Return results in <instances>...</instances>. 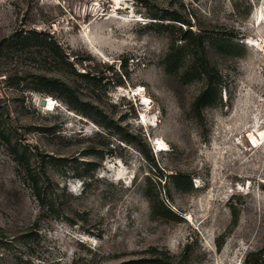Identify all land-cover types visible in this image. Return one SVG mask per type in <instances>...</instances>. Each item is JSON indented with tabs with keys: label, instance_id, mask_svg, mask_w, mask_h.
<instances>
[{
	"label": "rangeland",
	"instance_id": "1",
	"mask_svg": "<svg viewBox=\"0 0 264 264\" xmlns=\"http://www.w3.org/2000/svg\"><path fill=\"white\" fill-rule=\"evenodd\" d=\"M158 25L206 39L209 70L193 64L220 95L201 116L206 81L192 62L165 70L179 36ZM30 31L73 68L35 45L0 59V264H264V0H0V43ZM35 76L72 86L90 117ZM149 177L173 214L153 215Z\"/></svg>",
	"mask_w": 264,
	"mask_h": 264
},
{
	"label": "trees",
	"instance_id": "2",
	"mask_svg": "<svg viewBox=\"0 0 264 264\" xmlns=\"http://www.w3.org/2000/svg\"><path fill=\"white\" fill-rule=\"evenodd\" d=\"M155 20H158L155 18ZM182 23V22H180ZM184 26H190L189 23H182ZM159 27H163L158 25ZM167 30H173L174 26H165L163 27ZM172 33H177L179 36L173 43L172 47L169 49V53L167 54L164 60L165 70L169 74L178 73L183 67L185 62H192L191 70H194V74H197L200 78H203L206 81V85L202 92L197 96L195 102L193 104V108L198 114L201 116L202 111L206 109L208 106L214 104L217 100L219 93V85L218 79L221 77L214 70H209V67H206L207 61L204 55L205 53V44L206 39L202 32L194 33L192 30H184L183 28H179L178 31H172ZM181 44H177V43ZM213 47L219 48L225 54H230V52H234L236 48L239 46L237 43H234V39L232 37H223V38H213L212 39ZM35 45L43 48V50L52 56L55 61L61 63L67 67L73 68V63L70 61L69 55L65 54L63 48L56 44L53 41V37L51 35L45 33H37L35 31H30L27 33L19 32L15 33L11 37L4 39L0 43V59L8 56L10 53L14 51H22L30 46ZM187 50H191L192 53L187 54ZM204 57V65L207 70H198L195 64L196 61L199 60L200 56ZM86 80H94V77L89 75L83 76ZM35 83L37 84V92L45 93L53 96H58V98H63L65 102L70 106V108L86 117H90L89 111L92 109L91 103L81 102L79 98L75 94V90L69 84L62 82L60 79L49 78L46 76H35ZM3 138H6L5 136ZM126 142H131L129 140H125ZM16 152V151H15ZM148 158V156H147ZM91 166V165H89ZM163 175L159 176V179H162ZM170 178L173 181V184L177 189L184 192H191L193 190V181L190 176H185L181 174L171 175ZM34 180V179H33ZM149 189L147 191V195L149 197V201L151 203V209L154 216H167L173 214V211L168 207V205L160 198V195H154L152 190L150 189V185L153 184L150 177L148 178ZM35 189L36 194L39 199H41L40 187L37 181H35ZM235 225L237 216L235 215ZM222 247V244L218 245V249ZM264 252H260L257 254H253L252 257L254 261H257L262 258ZM154 258L144 259L139 261H133L129 264H186L184 262L177 263L169 254H161L158 256L156 254L153 255Z\"/></svg>",
	"mask_w": 264,
	"mask_h": 264
},
{
	"label": "water",
	"instance_id": "3",
	"mask_svg": "<svg viewBox=\"0 0 264 264\" xmlns=\"http://www.w3.org/2000/svg\"><path fill=\"white\" fill-rule=\"evenodd\" d=\"M40 106L42 108H46L47 107V99H43L41 102H40Z\"/></svg>",
	"mask_w": 264,
	"mask_h": 264
}]
</instances>
